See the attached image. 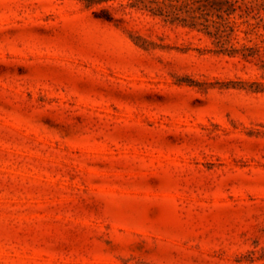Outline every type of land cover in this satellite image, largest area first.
<instances>
[{
    "label": "rangeland",
    "instance_id": "374dc122",
    "mask_svg": "<svg viewBox=\"0 0 264 264\" xmlns=\"http://www.w3.org/2000/svg\"><path fill=\"white\" fill-rule=\"evenodd\" d=\"M0 264H264V0H0Z\"/></svg>",
    "mask_w": 264,
    "mask_h": 264
}]
</instances>
